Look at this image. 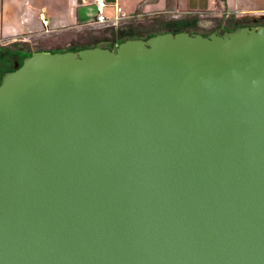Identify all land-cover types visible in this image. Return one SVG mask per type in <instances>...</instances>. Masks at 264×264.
I'll return each instance as SVG.
<instances>
[{
  "label": "water",
  "instance_id": "water-1",
  "mask_svg": "<svg viewBox=\"0 0 264 264\" xmlns=\"http://www.w3.org/2000/svg\"><path fill=\"white\" fill-rule=\"evenodd\" d=\"M0 264H264V23L7 71Z\"/></svg>",
  "mask_w": 264,
  "mask_h": 264
},
{
  "label": "crops",
  "instance_id": "crops-1",
  "mask_svg": "<svg viewBox=\"0 0 264 264\" xmlns=\"http://www.w3.org/2000/svg\"><path fill=\"white\" fill-rule=\"evenodd\" d=\"M104 12L109 19L116 17L121 7L126 17H162L166 23H190V18L208 15L220 27L230 23L251 25L264 23V0H105ZM49 19L46 27L41 18ZM95 0H0V44L21 37L37 36L95 22ZM166 18V19H165ZM213 20H210L212 22ZM244 23V24H242ZM49 50H52L49 48ZM39 51V50H38ZM41 51V50H40Z\"/></svg>",
  "mask_w": 264,
  "mask_h": 264
},
{
  "label": "rangeland",
  "instance_id": "rangeland-1",
  "mask_svg": "<svg viewBox=\"0 0 264 264\" xmlns=\"http://www.w3.org/2000/svg\"><path fill=\"white\" fill-rule=\"evenodd\" d=\"M157 17H160L159 19H161L164 16L160 15ZM151 18L152 17H126L124 19H120L116 23L101 24L94 22L79 28H71L53 32L46 31L45 33H41L37 36L21 37V39L17 41L0 44V83L2 81L3 75L7 71L13 70L17 61H19V64H21L24 57L38 51L44 46L58 49H79L85 47L87 43H90V45L103 44L114 48L119 44V42L128 38H146L153 33L157 34L155 28L150 27V23H152V20H150ZM172 19L173 18L170 19L171 21L168 22V24L171 25L175 22V19ZM210 20L213 21L210 22ZM258 24L263 23L255 22L250 26ZM187 25H192L189 26V30L191 31H204L205 33H208L213 27L215 29H219V31H224L233 28V26H236L237 24L230 23L228 21L227 24L222 28L220 27L219 22L215 21L211 16L199 15L197 17L194 15L190 18L189 24H183L179 22L175 25H172L171 27L179 28Z\"/></svg>",
  "mask_w": 264,
  "mask_h": 264
},
{
  "label": "trees",
  "instance_id": "trees-1",
  "mask_svg": "<svg viewBox=\"0 0 264 264\" xmlns=\"http://www.w3.org/2000/svg\"><path fill=\"white\" fill-rule=\"evenodd\" d=\"M160 17H152L150 20H152V23H150V27L152 28H155V31H157V33L159 32H165V31H182V30H187V31H190V32H194V31H191L189 30V26H192V25H187V26H183V27H179V28H173L171 27L172 25H175L174 23H172L171 25L170 24H167L166 21L164 19H159ZM148 20V21H150ZM170 20V19H169ZM173 20V19H172ZM151 22V21H150ZM196 26V25H194ZM238 26H242L241 24H237L236 26H233V28H236ZM219 31V29H215L214 27L211 28V31ZM195 32H201V33H204V34H208V33H205L204 31H195ZM155 34V33H153ZM152 35V34H151ZM96 42V41H95ZM93 43V42H92ZM98 43V42H97ZM95 45H102V46H107V45H103V44H94V45H90V43H87L86 46H95ZM85 46V47H86ZM109 47V46H107ZM52 49V50H49ZM112 48V47H110ZM57 49V50H56ZM71 49H75V48H71ZM61 51V50H68V49H58V48H52V47H42L39 49V51Z\"/></svg>",
  "mask_w": 264,
  "mask_h": 264
},
{
  "label": "built area",
  "instance_id": "built-area-1",
  "mask_svg": "<svg viewBox=\"0 0 264 264\" xmlns=\"http://www.w3.org/2000/svg\"><path fill=\"white\" fill-rule=\"evenodd\" d=\"M95 1H96V7H97V15L95 18V22L101 23V24L116 23L120 19L126 18L127 15L125 13H122L121 7L117 6L116 7L117 9L116 17L113 19H109L104 12V7L106 5L105 0H95ZM41 18L43 20L44 25L47 27L49 25V19L45 16L44 13L41 14ZM46 31L49 32L48 29H46Z\"/></svg>",
  "mask_w": 264,
  "mask_h": 264
},
{
  "label": "flooded vegetation",
  "instance_id": "flooded-vegetation-1",
  "mask_svg": "<svg viewBox=\"0 0 264 264\" xmlns=\"http://www.w3.org/2000/svg\"><path fill=\"white\" fill-rule=\"evenodd\" d=\"M232 29H234V28H231V29H227V30H232ZM225 31V30H224ZM219 32H223V31H219ZM149 37V36H148ZM142 38H145V37H142ZM147 38V37H146ZM18 64H19V61H17L16 63H15V67H14V69L18 66Z\"/></svg>",
  "mask_w": 264,
  "mask_h": 264
},
{
  "label": "bare ground",
  "instance_id": "bare-ground-1",
  "mask_svg": "<svg viewBox=\"0 0 264 264\" xmlns=\"http://www.w3.org/2000/svg\"><path fill=\"white\" fill-rule=\"evenodd\" d=\"M48 27V26H47ZM47 34V33H46Z\"/></svg>",
  "mask_w": 264,
  "mask_h": 264
}]
</instances>
